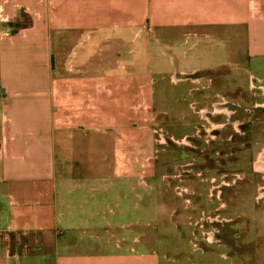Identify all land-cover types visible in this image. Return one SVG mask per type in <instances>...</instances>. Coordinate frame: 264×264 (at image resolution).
<instances>
[{
  "label": "crops",
  "instance_id": "1",
  "mask_svg": "<svg viewBox=\"0 0 264 264\" xmlns=\"http://www.w3.org/2000/svg\"><path fill=\"white\" fill-rule=\"evenodd\" d=\"M206 1L198 14L188 6L183 23L208 21L210 7L234 9L230 38L237 39L238 0ZM245 1L249 68L264 58V0ZM143 9L140 0H0V264L167 261L158 230L143 237L141 180L123 173L142 147L135 131L141 115L131 104L136 92L126 81L138 66L132 47L142 38ZM217 14L213 24L223 34L226 17ZM150 19L155 30L158 20ZM72 31L69 75L57 81L60 36ZM111 40L120 46L117 61L103 69L105 80L72 73L85 71ZM97 81L100 93L109 92L93 111ZM41 247L52 251H36Z\"/></svg>",
  "mask_w": 264,
  "mask_h": 264
},
{
  "label": "rangeland",
  "instance_id": "2",
  "mask_svg": "<svg viewBox=\"0 0 264 264\" xmlns=\"http://www.w3.org/2000/svg\"><path fill=\"white\" fill-rule=\"evenodd\" d=\"M140 2L145 22L132 47L139 61L126 82L136 92L131 104L141 115L135 131L142 147L123 173L141 180L143 237L158 230L165 264H264V58L246 68V1L237 3V39L230 38L234 9H205L208 21L195 25L183 23L186 9L198 14L206 0ZM214 12L226 17L223 34ZM150 17L158 20L155 30ZM119 46L103 43L85 71L72 73L105 80ZM56 65L57 81L69 75ZM101 81L93 111L109 92L99 93Z\"/></svg>",
  "mask_w": 264,
  "mask_h": 264
},
{
  "label": "trees",
  "instance_id": "3",
  "mask_svg": "<svg viewBox=\"0 0 264 264\" xmlns=\"http://www.w3.org/2000/svg\"><path fill=\"white\" fill-rule=\"evenodd\" d=\"M70 33H72L73 35L67 36V34H61L60 36L59 53L57 54L56 61L58 63V68L62 70H65L64 62H65L66 54L69 51V49L73 47L74 41L76 40L74 33L77 32L72 31ZM55 68H57V65Z\"/></svg>",
  "mask_w": 264,
  "mask_h": 264
},
{
  "label": "bare ground",
  "instance_id": "4",
  "mask_svg": "<svg viewBox=\"0 0 264 264\" xmlns=\"http://www.w3.org/2000/svg\"><path fill=\"white\" fill-rule=\"evenodd\" d=\"M102 85V84H101ZM102 89V88H101ZM102 91V90H101ZM105 91V90H104ZM100 93V92H99ZM102 93V92H101ZM231 104V103H230ZM229 108V107H228ZM262 160V159H261ZM261 166V165H260Z\"/></svg>",
  "mask_w": 264,
  "mask_h": 264
}]
</instances>
